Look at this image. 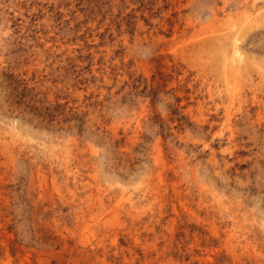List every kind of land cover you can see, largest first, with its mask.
<instances>
[{"label": "rangeland", "instance_id": "obj_1", "mask_svg": "<svg viewBox=\"0 0 264 264\" xmlns=\"http://www.w3.org/2000/svg\"><path fill=\"white\" fill-rule=\"evenodd\" d=\"M0 264H264V0H0Z\"/></svg>", "mask_w": 264, "mask_h": 264}, {"label": "bare ground", "instance_id": "obj_2", "mask_svg": "<svg viewBox=\"0 0 264 264\" xmlns=\"http://www.w3.org/2000/svg\"><path fill=\"white\" fill-rule=\"evenodd\" d=\"M236 39L238 38L236 37ZM236 39H230L231 42L228 40L229 42L227 43V48L225 50L224 59L226 61V67L230 72H238L242 65L246 62L245 57L242 54L240 47L238 46L239 43L237 44L238 41Z\"/></svg>", "mask_w": 264, "mask_h": 264}]
</instances>
